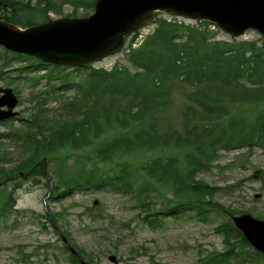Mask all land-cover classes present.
<instances>
[{"label": "trees", "instance_id": "16d2710c", "mask_svg": "<svg viewBox=\"0 0 264 264\" xmlns=\"http://www.w3.org/2000/svg\"><path fill=\"white\" fill-rule=\"evenodd\" d=\"M95 2L0 0V20L27 28L38 24V14L44 22L50 11L68 4L73 15L67 16L75 17L78 9L92 10ZM158 16L154 15L152 32L140 42L139 31L126 37L127 64H116L108 71L89 64L69 72H64L69 67L51 66L37 76L46 64L4 50L0 60L5 64L14 59L19 64L29 62L19 69L29 73L17 79H24L31 89L44 80L47 90L33 93L30 101L35 104L26 131L4 135L27 143L31 155L14 168L0 164V185L4 186L10 176L27 173L43 177L53 197L110 187L116 193L131 195L137 215L152 227L165 216L180 218L193 213L203 221L209 210L220 212L213 199L222 188L210 186L199 175L213 167L221 152L245 150L236 157L248 159L255 147L264 150V47L260 40H212L215 33L207 22L186 25ZM178 89L187 101L181 111V129L167 124L162 115ZM69 90L72 96L62 98ZM14 92L18 95L16 88ZM52 95L60 97L56 116L44 108L45 99ZM89 147L101 162H109L116 153L148 152L152 156L134 170L125 163L117 166V172L102 175L82 168L64 172L65 163H61L53 172L57 181L49 183L46 169L52 155ZM165 150L171 153L164 154ZM158 198L159 209L154 207ZM14 204L12 195L3 199L0 193V219L6 218ZM228 211L230 217L242 213ZM214 232L222 236L224 250L208 253L199 264H232L238 258L244 264H264V255L250 247L231 218Z\"/></svg>", "mask_w": 264, "mask_h": 264}, {"label": "rangeland", "instance_id": "374dc122", "mask_svg": "<svg viewBox=\"0 0 264 264\" xmlns=\"http://www.w3.org/2000/svg\"><path fill=\"white\" fill-rule=\"evenodd\" d=\"M34 3L35 0H32V4ZM92 13L93 9L80 8L75 17L67 16L73 15V9L65 4L59 11H50L46 20L82 18ZM158 18L186 25L196 24L194 20L161 12ZM37 21L38 24L43 22L39 14ZM154 27L152 20L141 28L138 41L152 32ZM209 29L215 33L212 40L232 42V37L222 30H216L212 26ZM127 39L118 52L93 61L89 66L108 71L116 64L126 65ZM234 39L260 40V35L247 30ZM3 53L4 49L0 47V55ZM16 60H9L6 64L0 60V89L10 88L18 98L14 109L18 116L0 122V164L7 169L14 168L31 153L27 143L15 142L16 139L6 138L4 135H12L13 130L26 131L27 119L31 117V109L35 104L30 101L33 93L47 90L44 80L31 89L24 79H17L18 76L23 77L29 73L28 70H19L29 62L22 61L19 64ZM46 68L50 69L51 65H43V70L36 75H44ZM69 68L64 72L72 71ZM79 75L76 73V77ZM72 94V90L65 91V97L62 98ZM170 97L172 102L162 115L167 124L181 129V111L187 101L181 89L175 90ZM59 99L58 95L45 99L44 108L50 116H56L59 112ZM33 122L36 123L35 120ZM244 151L221 152L213 167L199 175L210 186L222 188L213 199L220 205V212L216 209L209 210L208 217L203 221H199L193 213L180 218L165 216L155 227L147 225L137 215L131 195L116 193L110 187L101 190H74L73 194L53 197L43 177L10 176L4 186L0 185L3 199L12 195L15 201L13 210L8 211L6 218L0 219V264H79L70 257L72 251L75 252L74 257L87 264H114L109 261L110 256L116 257V264H199L208 253L224 250L222 236L216 234L214 229L231 218L228 210L242 212L235 215L247 214L264 221V150L255 147L248 159L244 156L236 157ZM163 153L171 152L165 150ZM151 156L152 153L148 152L137 155L116 153L109 162H101L91 147L80 151L60 150L50 157L46 177L53 185L57 181L53 172L61 163H65L64 172L73 173L82 168L84 172L92 169L102 175L117 172V166L125 163L134 170ZM37 180L39 183L36 184ZM231 185H235V188L228 189ZM164 192L168 196L170 190L166 188ZM160 201L158 198L154 203L155 208H160ZM244 250L247 253L250 251L249 248ZM232 264L244 263L238 258Z\"/></svg>", "mask_w": 264, "mask_h": 264}, {"label": "water", "instance_id": "95a60500", "mask_svg": "<svg viewBox=\"0 0 264 264\" xmlns=\"http://www.w3.org/2000/svg\"><path fill=\"white\" fill-rule=\"evenodd\" d=\"M154 12L208 22L233 37L254 30L264 46V0H97L93 13L82 18L50 19L24 29L0 20V46L45 64L82 68L118 49ZM0 93L1 122L17 116V98L10 88ZM231 221L247 243L264 254V221L247 214ZM108 259L116 264V257Z\"/></svg>", "mask_w": 264, "mask_h": 264}]
</instances>
